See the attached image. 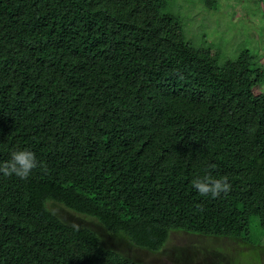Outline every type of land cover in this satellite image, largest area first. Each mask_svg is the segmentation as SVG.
Instances as JSON below:
<instances>
[{
  "label": "trees",
  "instance_id": "16d2710c",
  "mask_svg": "<svg viewBox=\"0 0 264 264\" xmlns=\"http://www.w3.org/2000/svg\"><path fill=\"white\" fill-rule=\"evenodd\" d=\"M166 3L0 0V162L41 161L0 174V264H141L55 203L153 252L172 232L251 243L253 218L264 236V66L219 67ZM206 170L231 191L200 195Z\"/></svg>",
  "mask_w": 264,
  "mask_h": 264
},
{
  "label": "rangeland",
  "instance_id": "374dc122",
  "mask_svg": "<svg viewBox=\"0 0 264 264\" xmlns=\"http://www.w3.org/2000/svg\"><path fill=\"white\" fill-rule=\"evenodd\" d=\"M163 12L177 19L186 43L215 52L219 67L237 61L245 50L253 66H264V0H167ZM261 88L264 94V85ZM49 208L71 225L93 229L106 246L141 264H264V236L257 218L250 222L251 243L172 232L166 245L153 252L107 232L95 219L56 203Z\"/></svg>",
  "mask_w": 264,
  "mask_h": 264
},
{
  "label": "clouds",
  "instance_id": "9594fccd",
  "mask_svg": "<svg viewBox=\"0 0 264 264\" xmlns=\"http://www.w3.org/2000/svg\"><path fill=\"white\" fill-rule=\"evenodd\" d=\"M40 159L37 153L30 148L13 150L10 158L0 162V174L3 176H17L20 178L29 177L33 170L40 166ZM192 186L202 196L210 195L213 198L227 195L232 184L227 175L214 176L211 171H205L192 179Z\"/></svg>",
  "mask_w": 264,
  "mask_h": 264
}]
</instances>
